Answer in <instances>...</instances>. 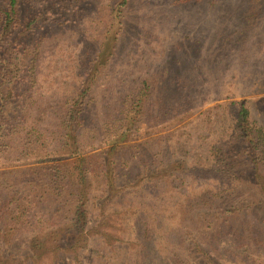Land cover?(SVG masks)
Listing matches in <instances>:
<instances>
[{
	"label": "trees",
	"instance_id": "obj_1",
	"mask_svg": "<svg viewBox=\"0 0 264 264\" xmlns=\"http://www.w3.org/2000/svg\"><path fill=\"white\" fill-rule=\"evenodd\" d=\"M54 1L22 19L19 0L0 6V264H111L113 254L119 264H227L216 259L227 253L232 264H264L253 254L264 244V128L248 107L239 102L233 132L200 151L183 132L163 153L152 152L149 139L134 141L142 123L151 126L150 99L168 71H145L114 99L97 91L122 46L131 6L107 0L95 17H102L97 39L90 28L87 66L59 118L48 119L35 88L40 51L55 40L53 30L70 28L93 2L74 0L83 4H72L68 15V5ZM174 79L178 97L184 86ZM12 100L18 109L5 114ZM174 101L172 110L191 102ZM163 115L157 122L183 114ZM188 179L200 183L195 193L181 192Z\"/></svg>",
	"mask_w": 264,
	"mask_h": 264
},
{
	"label": "rangeland",
	"instance_id": "obj_2",
	"mask_svg": "<svg viewBox=\"0 0 264 264\" xmlns=\"http://www.w3.org/2000/svg\"><path fill=\"white\" fill-rule=\"evenodd\" d=\"M106 1L93 0L70 28L53 30L55 40L45 44L40 51L35 88L40 100L47 102L48 119L59 118L62 103L70 96L80 80L81 71L87 66L90 28L93 32L94 28L97 29L96 24L102 17H95ZM54 2L19 0V18H28L35 12L43 13L50 4H58V1ZM80 2L61 0L59 5H68L69 11L65 14L71 15L74 11L72 4H83ZM3 3L4 0H0V6ZM125 16L127 33L113 64H110V71L104 76L108 81L100 87L103 92L98 88L97 91L106 96L110 92V99H114L125 91L126 86L137 84L145 71H168L162 80L164 87L157 89L150 99L151 126L147 128L142 123L134 132V141L149 139L151 151L163 153L171 140L183 132V136L191 135L195 139L190 143L200 151L208 140L226 139L233 132V114L239 102L248 107L254 123L264 128V0H131ZM92 36L98 38L95 32ZM174 78L184 86L178 97L172 96ZM160 96L162 101L157 102ZM186 98L191 102L182 103L177 111L172 110L174 100L184 102ZM15 103L9 101L4 113H13L17 107ZM165 108L167 113H160ZM160 114H164L163 120L173 114L183 115L160 123L156 120ZM96 115L90 114L89 119ZM113 115L116 114H110ZM181 121L179 130L170 134L173 126ZM159 135L162 136L154 138ZM163 135L173 136L166 140ZM186 184L181 191L184 194L195 193L200 187V183L192 186L190 179ZM181 210L176 213V224L183 214ZM255 225L262 228L260 224ZM194 234L199 236L197 231ZM253 254L264 259V244L255 248ZM113 255L108 256L110 263L119 264L118 254ZM226 255H220L224 260L216 257L217 261L232 264L233 257ZM193 257L198 260L200 254L195 253ZM46 260L44 258L41 264H47Z\"/></svg>",
	"mask_w": 264,
	"mask_h": 264
}]
</instances>
